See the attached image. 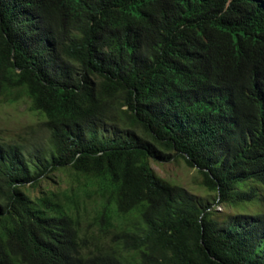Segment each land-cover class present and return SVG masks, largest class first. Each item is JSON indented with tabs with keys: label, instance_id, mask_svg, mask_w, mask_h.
I'll return each instance as SVG.
<instances>
[{
	"label": "trees",
	"instance_id": "1",
	"mask_svg": "<svg viewBox=\"0 0 264 264\" xmlns=\"http://www.w3.org/2000/svg\"><path fill=\"white\" fill-rule=\"evenodd\" d=\"M0 100L35 115L0 138V264H264V0H0ZM178 158L207 195L149 163Z\"/></svg>",
	"mask_w": 264,
	"mask_h": 264
},
{
	"label": "rangeland",
	"instance_id": "2",
	"mask_svg": "<svg viewBox=\"0 0 264 264\" xmlns=\"http://www.w3.org/2000/svg\"><path fill=\"white\" fill-rule=\"evenodd\" d=\"M35 123V115L31 113L25 101L4 102L0 100V138L19 137L24 135L29 126ZM150 166L159 177L183 186L191 193L205 196L208 191L199 184V174L181 159L170 161L149 160ZM48 180L42 182L41 187L51 193L57 200L64 196L73 197L80 214L81 223H86L93 215L95 207L90 199L88 183L76 176L69 166H61L50 171ZM30 193L36 190L30 188ZM212 197V195H210ZM212 211L218 221H224L228 213L236 210L228 204H213ZM253 205H248L247 211L253 210Z\"/></svg>",
	"mask_w": 264,
	"mask_h": 264
}]
</instances>
